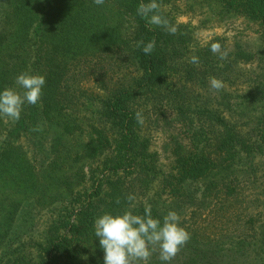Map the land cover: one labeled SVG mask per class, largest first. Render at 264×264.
<instances>
[{"label":"trees","instance_id":"obj_1","mask_svg":"<svg viewBox=\"0 0 264 264\" xmlns=\"http://www.w3.org/2000/svg\"><path fill=\"white\" fill-rule=\"evenodd\" d=\"M177 1L157 0L170 35L137 15L150 0H0V91L22 93L23 72L46 79L19 121L0 116V264H104L94 221L128 194L134 214L180 216L191 238L170 264H264V0L186 8L255 23L256 48L202 42ZM153 39L151 55L136 48ZM154 131L170 132L167 169ZM148 264H164L158 251Z\"/></svg>","mask_w":264,"mask_h":264},{"label":"clouds","instance_id":"obj_2","mask_svg":"<svg viewBox=\"0 0 264 264\" xmlns=\"http://www.w3.org/2000/svg\"><path fill=\"white\" fill-rule=\"evenodd\" d=\"M93 3L101 6L105 0H93ZM136 12L148 25L160 27L170 35L177 33V27L160 14L161 5L157 0L139 3ZM155 47L154 39L147 43L143 40L136 42V48L145 55H151ZM210 50L221 60L227 58L228 53L222 50L218 42L212 43ZM189 62L198 64L199 59L192 56ZM45 83L46 79L42 75L29 72L19 74L16 84L23 91L21 93L12 88L0 91V116L19 121L25 104L36 105L40 102ZM209 85L216 91L224 87L223 81L215 77L209 78ZM135 119L138 124H144L142 111L135 113ZM31 131L42 132L43 125L38 124ZM125 199L128 207L122 213L106 212L94 221L95 236L99 238L104 251V264H148L153 252L157 251L160 261L170 264L191 238L190 233L180 226L178 213L169 211L162 221L152 217L150 207L144 209L143 215L134 214L131 209L135 207L136 196L128 194ZM116 203H121L119 197Z\"/></svg>","mask_w":264,"mask_h":264},{"label":"rangeland","instance_id":"obj_3","mask_svg":"<svg viewBox=\"0 0 264 264\" xmlns=\"http://www.w3.org/2000/svg\"><path fill=\"white\" fill-rule=\"evenodd\" d=\"M194 0H178L180 7L179 20L189 22L195 27V34L202 42L208 41L214 35H226L229 38L234 36H242L247 44L252 47H258L261 43L258 34V26L245 20L244 18H231L226 21H220L216 15L206 7H201L195 4L194 8L186 10L190 3ZM170 132L154 131L152 133V148L161 153V162L167 169L170 166L172 156L169 150L166 149L167 139ZM169 151V152H168Z\"/></svg>","mask_w":264,"mask_h":264}]
</instances>
